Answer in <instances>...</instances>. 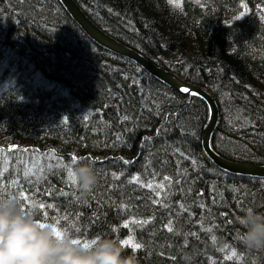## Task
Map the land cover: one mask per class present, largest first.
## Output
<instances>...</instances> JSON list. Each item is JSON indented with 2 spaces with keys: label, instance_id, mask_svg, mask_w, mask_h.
Wrapping results in <instances>:
<instances>
[{
  "label": "trees",
  "instance_id": "obj_1",
  "mask_svg": "<svg viewBox=\"0 0 264 264\" xmlns=\"http://www.w3.org/2000/svg\"><path fill=\"white\" fill-rule=\"evenodd\" d=\"M75 1L111 36L214 95L217 153L264 164V0ZM207 117L201 97L95 43L59 0H0V195L22 190L38 219L81 241L131 235L137 264H264L239 224L245 209L264 211V177L202 154ZM72 156L94 164L91 191L59 166Z\"/></svg>",
  "mask_w": 264,
  "mask_h": 264
},
{
  "label": "clouds",
  "instance_id": "obj_2",
  "mask_svg": "<svg viewBox=\"0 0 264 264\" xmlns=\"http://www.w3.org/2000/svg\"><path fill=\"white\" fill-rule=\"evenodd\" d=\"M77 187L91 191L98 177L94 164L77 162L73 167ZM242 242L248 248H264V211L249 207L239 217ZM54 222L38 219L19 194L0 195V264H137V250L111 237L84 246Z\"/></svg>",
  "mask_w": 264,
  "mask_h": 264
},
{
  "label": "water",
  "instance_id": "obj_3",
  "mask_svg": "<svg viewBox=\"0 0 264 264\" xmlns=\"http://www.w3.org/2000/svg\"><path fill=\"white\" fill-rule=\"evenodd\" d=\"M59 2L81 30L95 43L114 54L133 61L148 74L174 90L183 94L197 95L205 101L208 108V117L201 131V152L214 165L233 174L264 177V164L231 160L223 157L212 148L210 138L219 121V109L214 95L205 86L182 78L176 72L153 62L136 49L111 36L93 22L75 0H59ZM185 87L189 88L188 93L182 91Z\"/></svg>",
  "mask_w": 264,
  "mask_h": 264
},
{
  "label": "snow or ice",
  "instance_id": "obj_4",
  "mask_svg": "<svg viewBox=\"0 0 264 264\" xmlns=\"http://www.w3.org/2000/svg\"><path fill=\"white\" fill-rule=\"evenodd\" d=\"M167 2H168L169 4H171V5H173L174 7H177V8L182 7V0H167ZM182 91H184L185 93H188L190 90H189V88L185 87V88L182 89ZM0 151H2V150H0ZM89 159L91 160V157H89ZM77 162H78V158L75 157V156H72V157L70 158V162L67 163V164L58 161L59 166L67 171V173H68V177H67V178H68V181H69L71 184H73V185L76 184V181H75V179H74V175H75V174H74V172H73V167H72V166L75 165ZM5 171H6V169H5ZM28 174H29V173H27V172L25 173V175H28ZM134 179H138V178H134ZM165 179H167V178H165ZM14 183H15V182H14ZM148 187H152V185L149 184ZM160 187H163V186L161 185ZM19 195H20V197H21V199H22L23 201H26V200L29 199V197H28V196H27L22 190L19 192ZM36 207H39V208H45V205L42 204V203L39 204V205H36V204H33V205H32V208H36ZM47 207H51V205H48ZM29 211H31V210L29 209ZM45 215H47V213H45ZM55 224H56L57 226H59V221L57 220V221L55 222ZM124 226L127 227V224H125ZM59 228H60V227H59ZM63 230L68 232V229H63ZM169 231H172V229L169 228ZM206 231L211 232V229H207ZM98 238H99V237H96V238L92 239L91 241H81L80 239L77 238L74 242H76V243H81V244H83L84 246H89L90 244L95 243L96 239H98ZM212 240L215 242L216 237H215V236H212ZM120 242H121V244H123L124 246H126V247H130V248L133 249V250H137V249H139V248L142 247L141 244L135 242L134 237L131 236V235L128 236L127 238H125V239L120 240ZM221 250H224V249H221ZM236 255H237V254H236L235 250H233V251L231 252V255H230V256H227L226 258H227V259H232V257H234V256H236Z\"/></svg>",
  "mask_w": 264,
  "mask_h": 264
}]
</instances>
